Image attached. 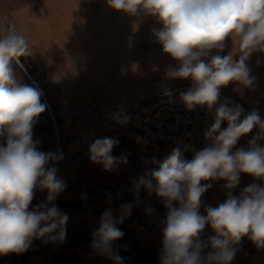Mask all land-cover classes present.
Wrapping results in <instances>:
<instances>
[{
    "label": "clouds",
    "instance_id": "1",
    "mask_svg": "<svg viewBox=\"0 0 264 264\" xmlns=\"http://www.w3.org/2000/svg\"><path fill=\"white\" fill-rule=\"evenodd\" d=\"M106 4L130 16L155 18L161 27L153 29V36L179 65L167 75L193 82L180 94L181 101L188 110L205 108L213 122L205 131L207 146L191 160L182 159L178 147L173 149L159 163V170L134 182L130 189L134 202L120 206L118 219L111 208L103 212L90 247L122 264L112 247L123 236L117 224L138 206L143 189L166 209L160 264H231L244 237L264 248V145L260 143L264 118L255 108L245 114L241 105L227 98L220 102L221 89L229 84L255 85L248 61L253 53H264V0H106ZM228 39L232 51L221 55ZM32 54L27 36L9 23L0 33V255L25 252L33 239L63 242L66 236L68 216L53 203L66 183L58 178L56 167H49L63 157L40 151L39 141L33 139L37 118L46 108L43 92L19 83L12 67L13 61L20 64L21 57ZM254 129L247 147L236 148L241 137ZM117 144L108 137L94 141L89 147L91 162L106 172L127 163L126 156L111 154ZM241 174L261 183H251L233 195ZM216 180L225 181L226 199L215 207L206 206L202 215V197L212 187L208 181ZM36 190L47 191L46 202L30 208ZM145 211L152 214L155 209L149 205ZM206 226L214 235L204 240Z\"/></svg>",
    "mask_w": 264,
    "mask_h": 264
},
{
    "label": "crops",
    "instance_id": "2",
    "mask_svg": "<svg viewBox=\"0 0 264 264\" xmlns=\"http://www.w3.org/2000/svg\"><path fill=\"white\" fill-rule=\"evenodd\" d=\"M9 23L24 32L33 49L31 56L22 57L30 71L13 61L15 74L43 92L41 102L46 108L37 118L33 139L39 141L40 151L63 157L49 167H56L58 178L66 183L53 203L67 214L68 221L63 242L51 241L49 247L46 238L35 239L39 255L33 254L32 241L25 252L0 255V264H48L49 253V264H114L90 247L92 234L99 228L106 209L111 208L118 219L120 206L129 203L114 197L120 184L132 188L145 175L134 164L135 134L120 131L106 112L137 104L168 87L193 82L167 75L179 65L163 52L153 36V29L161 27L154 17L115 11L106 0H0V33ZM232 48L228 39L221 55L229 54ZM234 58L238 59V55ZM257 60L261 63L257 64ZM248 64L256 78L253 88L232 83L221 90L249 110L258 109L264 118V53H253ZM255 134L254 129L241 137L236 148L247 147ZM106 137L118 141L112 149L113 156L127 157V163L111 172L90 160V145ZM260 143L264 145V140ZM181 157L186 160L188 156ZM254 182L261 183L241 174L233 195L238 196ZM210 183L212 187L202 197V215L206 206L215 207L226 199L225 181ZM46 197V190H36L30 208L45 203ZM139 200L155 211L147 214L144 208L134 206L131 214L117 224L123 236L112 247L122 264H160L166 209L155 195L147 198L142 189ZM211 235L214 233L206 226L201 238L206 240ZM237 247L232 264H264V248L258 249L247 237Z\"/></svg>",
    "mask_w": 264,
    "mask_h": 264
},
{
    "label": "built area",
    "instance_id": "3",
    "mask_svg": "<svg viewBox=\"0 0 264 264\" xmlns=\"http://www.w3.org/2000/svg\"><path fill=\"white\" fill-rule=\"evenodd\" d=\"M20 65L25 68L22 61ZM30 78L34 80L32 76ZM191 86L168 87L162 93L137 104L106 112L107 117L120 131L135 134L137 145L133 150L134 164L144 174L159 170V163L170 156L173 149L177 147L181 155L192 159L196 151L207 146L205 131L213 122V115L201 107L188 110L180 99V94L186 92ZM225 98L241 105L245 114L251 111L246 105L240 104L221 90L220 102H223ZM130 189L131 187H128L126 183H122L115 190L114 197L117 200L134 202L132 192L127 193ZM149 205L139 203L137 207L146 209Z\"/></svg>",
    "mask_w": 264,
    "mask_h": 264
},
{
    "label": "rangeland",
    "instance_id": "4",
    "mask_svg": "<svg viewBox=\"0 0 264 264\" xmlns=\"http://www.w3.org/2000/svg\"><path fill=\"white\" fill-rule=\"evenodd\" d=\"M21 61H22V63L25 65V66H27V69L30 71V67L28 66V64L25 62V60L21 57ZM12 67H13V70H14V74H15V66H14V63H12ZM15 77H16V79H17V81L19 82V83H22V84H25V82H24V79H21V78H19V76H16V74H15ZM38 79V78H37ZM187 160H191L190 158H188L187 157V159H186V161ZM144 175H146V174H144ZM142 191H144L143 189H142ZM115 192V191H114ZM145 192V196L147 197V198H149L148 197V194H147V192L146 191H144ZM154 196V195H153ZM34 207V206H33ZM38 242V240H35V239H33V248H32V251H33V254L34 255H39L40 254V246H39V244L37 243ZM37 244V245H36ZM50 245H51V241H49V247H50ZM51 255H50V253H49V255H48V258H47V263L49 264L50 263V261H51V257H50Z\"/></svg>",
    "mask_w": 264,
    "mask_h": 264
},
{
    "label": "bare ground",
    "instance_id": "5",
    "mask_svg": "<svg viewBox=\"0 0 264 264\" xmlns=\"http://www.w3.org/2000/svg\"><path fill=\"white\" fill-rule=\"evenodd\" d=\"M127 193H128V194H130V193H131V191H130V190H127Z\"/></svg>",
    "mask_w": 264,
    "mask_h": 264
}]
</instances>
